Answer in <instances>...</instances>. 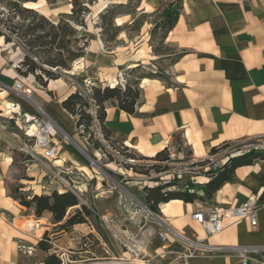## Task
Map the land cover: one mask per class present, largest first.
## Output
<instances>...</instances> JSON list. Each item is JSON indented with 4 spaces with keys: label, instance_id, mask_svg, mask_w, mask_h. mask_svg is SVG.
I'll list each match as a JSON object with an SVG mask.
<instances>
[{
    "label": "crops",
    "instance_id": "0c3cea01",
    "mask_svg": "<svg viewBox=\"0 0 264 264\" xmlns=\"http://www.w3.org/2000/svg\"><path fill=\"white\" fill-rule=\"evenodd\" d=\"M170 8L176 10L177 20L162 42L168 49L166 53L152 51L148 23L132 40L133 49L130 51L124 49L120 52L119 46L105 51L100 38L88 44L79 75L104 84H108L109 80L101 79L99 76L102 74L117 78L124 69L137 67L155 73L152 68L155 69L158 60L175 57L164 70L166 80L139 79L141 93L133 115L105 105L103 126L110 138L148 158L164 149L172 151L173 155L178 153V148H187L198 160L204 159L212 148L223 143L263 139L264 0H141L138 12L142 15L160 13L161 17L156 19L160 23L163 21V11ZM123 24H115L120 28L117 41L124 38ZM5 76L17 78L9 72ZM59 82L60 79L52 81V85L48 83V90L55 99L53 88ZM60 102L52 105L51 111L65 125L69 137L81 150L102 163L104 175L112 176L114 173L127 177L128 171L118 169L116 162H105L103 154L98 159L95 154L99 152L92 150L84 137L78 136L75 123H69L68 114L62 110ZM67 146L61 145L60 148ZM67 154L68 159L64 160L68 161L66 168L82 177L81 188L86 193L90 192L96 200L100 195L98 185L102 184V177L99 179L96 169L73 151ZM4 157L7 159V156ZM3 164L0 159V264H45L47 254L39 250L37 244L40 234L50 231L49 224L43 222L50 215L36 219L31 210L20 206L12 198L4 187L8 169ZM110 164L116 169H112ZM205 176L190 178L194 180L190 186H196L193 189L199 200L193 203L172 200L164 203L168 205L166 209L158 206L165 225L157 221H144L139 216L127 220L125 230H120L123 235L118 234L127 248L120 260L131 264H180L181 259L185 258L187 264H240L238 258L231 254H195L187 257L186 247L170 234L169 229L188 239L210 245L264 244V208L258 212L257 229L251 230L245 220H225L224 229L213 237L206 236L202 227L191 219L197 210L230 208L251 195L263 201L264 161H254L252 165L236 168L230 180L211 197L207 196L204 187L210 178ZM26 190L36 194L32 187ZM127 206L128 209L132 208ZM93 207L96 209L95 216L84 224L74 225L68 232L56 233L51 244L69 243L76 247L81 238L91 236L92 247L84 251L91 257L96 256V248L104 250L112 245L115 242L112 237L117 233L113 230L111 234L103 227L101 205L94 202ZM30 218H34L32 222L40 221L38 227H29ZM159 232L166 235L165 241L159 238ZM249 264L258 263L251 261Z\"/></svg>",
    "mask_w": 264,
    "mask_h": 264
},
{
    "label": "rangeland",
    "instance_id": "374dc122",
    "mask_svg": "<svg viewBox=\"0 0 264 264\" xmlns=\"http://www.w3.org/2000/svg\"><path fill=\"white\" fill-rule=\"evenodd\" d=\"M26 1L34 3V5L32 4L33 10H31V13L22 11L23 9H27L23 6V3ZM140 2L141 0H0V54L5 57V50L10 48L15 54L20 56L19 63L14 68L13 73L17 76L16 79H10L5 76V73L11 72L8 65L0 60V66L4 67L3 70L0 69V159H2L4 166L7 165L8 172L4 187L11 196H18L19 193L31 195L33 192L26 190L28 187H32L36 195H50L53 190L58 189L55 175L59 170L66 168L68 161L64 162V160L65 158L68 159L67 153L69 151H73L80 159L95 168L99 179L104 176L102 172L105 170L103 169L102 163L97 162L90 153L85 152V150L80 151L77 148L78 145L75 143V140L71 139L66 133L65 125L53 114L51 107L52 105L55 106L57 101L62 102V99L70 91H72L71 93L76 91L81 93L84 99L91 96V89L94 87L102 88L104 85H108L111 87L115 86L123 91L127 85H132L134 82H137L140 76L150 73L142 67H139L135 69L131 68L130 70L124 69L123 72L118 74L117 78L102 74L99 76L101 79L106 78L109 80L108 84H104L92 78L80 77L79 69L81 67H78V69L77 66L75 67L76 64L82 63L81 60L86 56L88 44L99 38L105 46V51L114 50L116 46H119L120 52L125 51L124 49L128 51L132 50V40L138 35L141 27L145 23H148V26L150 24V46L158 52L166 53L168 49L159 44L163 32L160 27L162 21L160 23L156 22V19L160 18L161 14H140L138 12ZM42 5L48 11L49 15H42ZM107 11L110 13V18H107V15H105ZM60 15L63 17L61 18ZM40 16L45 17L46 21L53 24L61 20L74 30L71 36L64 38V42L69 41L68 49L74 53H81L82 57L71 61L68 64V69L52 68L42 64L44 61L53 59L67 61L69 55L65 50L58 53L54 48L50 49L48 45L40 48L30 47L28 45V42L35 40L37 37L40 38V42L47 43L53 36V32L49 26L39 21ZM123 16H126V18ZM116 18H122L120 20L124 22L123 27H121L124 35L122 41H117V37H112L113 32L110 26L118 27L115 25L116 21H114ZM154 23L157 24L154 25ZM156 25L157 27L155 28ZM59 41H61L60 35L56 38V44ZM174 58H171V60H158V65L155 66V69L152 68V71L158 75L160 80H166L164 70ZM32 63L36 66L33 72L29 71L30 68H28ZM39 68L51 72L54 76H58V79H51L52 77L40 71ZM145 68L151 69L148 66H145ZM22 78L25 80L22 83L30 86L33 90L31 98L33 103L40 106L45 113L49 114L61 130L68 135V143L60 142V145L64 146L67 144V147H69V149L67 147L60 148L56 158V160L61 161L60 163H55L56 160L52 162L45 161L40 155L41 152L35 148L34 143L26 136L28 130L34 129L37 126V123L32 119L37 118L38 114L33 104L22 101L20 97L10 91L13 82L20 81ZM59 79L61 82L53 88L56 94L55 99L52 92L48 90V83ZM59 87H62L61 90H58ZM88 101L89 107L84 108L82 111L94 117L97 109L91 100ZM6 102L17 107L18 112L5 111L4 107ZM108 104L106 103L105 105ZM62 110L64 109L62 108ZM75 110L76 114H78V106L75 107ZM65 112L68 114L69 123H75L78 115L74 116L67 111ZM76 129L80 138L84 137V139L88 140L89 134L82 133L80 135L83 128L76 127ZM88 133H90L91 140L87 142L92 150L99 152L95 154L98 159L100 160L103 154L105 162H111L112 164L116 162L118 169H122L123 172L125 170L128 171L126 173L128 176H125L128 184L120 189L110 190L105 183L101 182L102 184L98 185V194L100 195L96 200L93 199V195L90 192L86 193V197L84 196L83 199H78L79 203L84 205L90 212V218L95 216L96 209L93 207L94 202L95 204H99V206L101 205L102 213L99 211L102 214L100 215V220L103 227L109 233L114 230L117 234L114 233V237H112L115 238V240L113 239L115 242L110 246L108 245V248H104L106 252L98 247L94 250V254L96 255L94 257L84 253L85 249L90 250V247H92V241L87 236L81 238L79 245L76 247L69 243L65 245H52L48 253L54 254L59 259L62 256L61 254H65L66 257L62 256L64 264L80 260L88 261L90 257L92 261L89 263L98 261H107L110 263L112 259L118 260L117 258L127 251L126 246L119 238V235H123L120 230H125V225L130 221L129 217L134 216V206L128 209V206L123 203V200H129L127 192L137 196L141 203L148 205L142 196V189L144 187H151L153 183L155 185L158 183H171L172 186L168 190L175 191L186 184L190 185L192 181L194 182V180H190L191 177L205 176L203 169L209 165L208 157L210 154H213L210 152L204 159L198 160L193 158L187 148H178V153H173V155H171L172 151L169 152L166 149L157 158L155 156L148 158L115 142L110 136L109 139H105L98 123L90 126ZM102 138L105 139L104 142ZM58 140H62V138ZM253 142L255 140L251 142L241 141L222 144L215 148L216 153H214L216 156L213 159L215 162L221 163L229 155L235 154L238 149ZM122 146L123 148H120ZM113 150H117L119 155L116 156ZM4 156H7V159ZM167 157L168 159L165 160ZM112 164H110V167L116 169ZM179 172H181V175ZM72 173L73 176L70 178L74 180L77 177V180H74L75 184L81 186L82 177L74 171ZM99 173L102 175L100 176ZM111 177L117 181L120 178L114 173H112ZM133 182L136 184L134 185ZM16 189H18V192L14 193ZM152 212L160 214L158 210H152ZM104 215H106V218ZM141 215L142 213H138L136 217ZM49 217V219L43 222L49 224L50 231H47V233L49 239L52 241L54 238L53 224L51 216ZM43 218H46V214H44ZM32 221H34V218H30V222ZM124 222L127 223L125 224ZM43 234H40L39 241L43 238Z\"/></svg>",
    "mask_w": 264,
    "mask_h": 264
},
{
    "label": "trees",
    "instance_id": "16d2710c",
    "mask_svg": "<svg viewBox=\"0 0 264 264\" xmlns=\"http://www.w3.org/2000/svg\"><path fill=\"white\" fill-rule=\"evenodd\" d=\"M31 10L33 9L27 8L23 9L22 11L31 13ZM105 15H107V18H110L109 11H107ZM60 17L62 18L63 16L60 15ZM176 20V10L170 8L163 11V21L162 25L160 26L163 32L159 41L160 45H162L166 34L174 27ZM39 21H42L47 26H49V28L53 32V36L47 43L40 42V38L37 37L35 40L28 42V45L35 48H40L42 46L48 45L50 49L54 48L58 51V53H61L63 50H65L69 55L67 61H64L62 59H53L44 61L42 64L52 68L68 69V64L71 61L82 57L81 53H74L68 49L69 41L64 42V38L71 36L74 33V30L61 20L56 24H53L46 21L45 17L40 16ZM156 27L157 25L155 26V28ZM110 28L113 32L112 37H117L119 28L111 26ZM58 35L61 36V41L56 44V38L58 37ZM152 51L154 53H158V51L153 48ZM28 68H30L29 71L33 72L36 69V66L32 63ZM39 70L49 77H52L51 79H58V76H54L49 71H45L42 68H39ZM143 78L160 79L156 73H149L139 77V79ZM139 79L132 85H127L123 91H121L120 88H117L115 86L111 87L108 85H104L102 88L94 87L91 89V96L87 99H84L81 93L77 91L73 92L69 94L64 100H62L61 107L71 115H78V118L75 121V126L77 128H83V131L80 133V135H82V133L89 134L87 141L90 142L91 140L88 129L94 123H98L100 125L105 139H109V132L103 126V122L105 119V104L109 103V105L116 107L127 114L133 115L135 113L136 104L140 99L141 91L138 85ZM88 100H91L97 109L96 115L94 113V117L82 111L84 108L89 107ZM76 106H78V114H76ZM165 150L166 149L162 151ZM162 151L156 153L155 157L157 158ZM210 152L214 153L215 148H212ZM167 159L168 157L165 160ZM258 160L264 161V152L251 150L243 154L242 156L229 158L222 169L218 170L214 177L210 178V180L204 184L207 196L211 197L222 187L223 184L228 182L236 168L240 166L252 165L254 161ZM171 186V183H163L156 184L153 187L143 188V197L149 205L150 210L156 211L158 210V206L160 204L167 203L172 200H180L184 203H193L194 201L199 200L198 196L195 193V190L193 193H190L182 186L178 190L170 191L168 190V188H170ZM188 187H190V189H193L196 186L188 185ZM16 192H18V189L14 190V193ZM12 198L17 201L20 206L31 210L33 215L38 219L42 218L44 214H49L52 218L54 236L56 235V233L68 232L74 225L84 224L90 218V212L88 211V209L84 205L80 204L78 198L70 192H59L57 190H53L50 195H36L34 193H32L31 195H25L23 193H19L18 196L12 195ZM87 237L90 238L91 236ZM37 247L39 250L45 253H48L52 248L51 240L49 239L47 231L43 234V238L38 241ZM59 263L60 259L57 256H55L54 254H47L45 258V264Z\"/></svg>",
    "mask_w": 264,
    "mask_h": 264
},
{
    "label": "built area",
    "instance_id": "2783aa9c",
    "mask_svg": "<svg viewBox=\"0 0 264 264\" xmlns=\"http://www.w3.org/2000/svg\"><path fill=\"white\" fill-rule=\"evenodd\" d=\"M10 91L20 97L22 101L33 104L37 111L38 117L32 119L37 123V126H35L34 129L27 131V138L34 143L35 148L41 152L40 155L45 161L52 162L56 160L61 147L60 142L68 143V136L40 106L33 103L31 99L33 90L30 86L22 83L21 81H14ZM59 138H62V140L58 141ZM102 140L103 142L105 141L104 138H102ZM120 148H123V146ZM251 150L264 152V138L243 146V148L238 149L235 154L226 157L221 163L215 162L213 159L216 156V152L210 154L208 157L209 165L203 169L204 175L208 174V178L214 177L213 174H215L219 169H222L229 158L242 156ZM113 152L116 156L119 155L117 150H113ZM179 174L181 175V172H179ZM71 176H73V173L70 168L59 170L55 175V179L58 183V189L56 190L59 192H70L78 199H83L86 191L82 190L81 186H77V184H75L74 180H77V177L73 180L70 178ZM102 182L105 183L110 190L120 189L128 184L127 178L123 175H121L118 181L113 179L110 175H104L102 176ZM151 187H153V185ZM184 189L190 193L194 192V189H190L187 185L184 186ZM127 193L129 200H123V203L129 206H134V211L132 210L134 216L129 217L130 220L136 217L138 213H142L139 217H142L144 221H157L160 225H165V221L160 214L152 212L148 205H145L138 200L137 196L131 194L130 192ZM142 194L144 195V193ZM262 208H264V200L259 201L258 196L251 195L247 197L244 202L230 208L223 209L214 207L208 211L197 210L191 215V219L202 227L206 236L213 237L221 233L224 229L225 220H232L233 222L245 220L251 230L257 229L258 212ZM169 230L170 234L186 247L185 256L187 257L195 254H231L238 258L240 264H249L251 261L258 264H264V244L210 245L202 243L196 239H188L171 229ZM158 236L162 241H165V234L159 232ZM61 255L65 256V254ZM62 256L60 257V264H64ZM117 259L120 260V257ZM181 260L180 264H187L185 258H182ZM89 261L92 260H80L76 262H69L68 264H90Z\"/></svg>",
    "mask_w": 264,
    "mask_h": 264
},
{
    "label": "bare ground",
    "instance_id": "6f19581e",
    "mask_svg": "<svg viewBox=\"0 0 264 264\" xmlns=\"http://www.w3.org/2000/svg\"><path fill=\"white\" fill-rule=\"evenodd\" d=\"M44 2V1H43ZM23 6L24 7H26V8H30V9H33V7H32V3H30V2H25V3H23ZM42 10H41V12H42V15H49V13H48V11L45 9V7L42 5V8H41ZM115 24L116 25H122L123 24V21L122 20H120V19H116V22H115ZM3 44V43H2ZM19 58H20V56L18 55V54H15L10 48H7L6 50H5V57L4 56H2L1 54H0V60L3 62V63H5V64H7L8 65V67H9V69H10V72L13 74L14 73V68L16 67V65L19 63ZM82 64L81 63H79L78 65H77V69H78V67H82L81 66ZM74 67V66H73ZM75 67H76V65H75ZM74 69V68H73ZM77 69H75V70H77ZM20 81L21 82H25V80H23V78L22 79H20ZM4 109H5V111L6 110H8V111H10V112H14V111H17L18 112V109H17V107H15L14 105H12V104H10V103H5V107H4ZM9 113V112H8ZM61 161H59V160H56L55 161V163H60ZM160 205H162L161 207L163 208V209H166L167 208V206H166V204H164V203H162V204H160ZM160 208V207H159ZM168 212V211H167ZM40 223V221L39 222H29L28 223V225H29V227H33V228H36V227H38V224ZM123 259H121V260H116V259H112V261L110 262V263H108L107 261H98V262H94V263H90V264H119V263H126V262H124V261H122Z\"/></svg>",
    "mask_w": 264,
    "mask_h": 264
},
{
    "label": "water",
    "instance_id": "95a60500",
    "mask_svg": "<svg viewBox=\"0 0 264 264\" xmlns=\"http://www.w3.org/2000/svg\"><path fill=\"white\" fill-rule=\"evenodd\" d=\"M73 144H75V143H73ZM76 145V144H75ZM77 146V145H76ZM77 148L80 150V151H82L78 146H77Z\"/></svg>",
    "mask_w": 264,
    "mask_h": 264
}]
</instances>
